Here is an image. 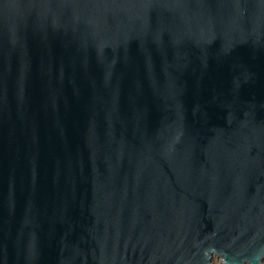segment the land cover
I'll return each instance as SVG.
<instances>
[{
  "label": "water",
  "instance_id": "95a60500",
  "mask_svg": "<svg viewBox=\"0 0 264 264\" xmlns=\"http://www.w3.org/2000/svg\"><path fill=\"white\" fill-rule=\"evenodd\" d=\"M264 264V0H0V264Z\"/></svg>",
  "mask_w": 264,
  "mask_h": 264
},
{
  "label": "trees",
  "instance_id": "16d2710c",
  "mask_svg": "<svg viewBox=\"0 0 264 264\" xmlns=\"http://www.w3.org/2000/svg\"><path fill=\"white\" fill-rule=\"evenodd\" d=\"M217 261H219V262H217ZM212 262H213V264H223L218 257H213Z\"/></svg>",
  "mask_w": 264,
  "mask_h": 264
},
{
  "label": "rangeland",
  "instance_id": "374dc122",
  "mask_svg": "<svg viewBox=\"0 0 264 264\" xmlns=\"http://www.w3.org/2000/svg\"><path fill=\"white\" fill-rule=\"evenodd\" d=\"M215 261V260H214ZM217 262H219V261H217ZM213 263V262H212Z\"/></svg>",
  "mask_w": 264,
  "mask_h": 264
}]
</instances>
